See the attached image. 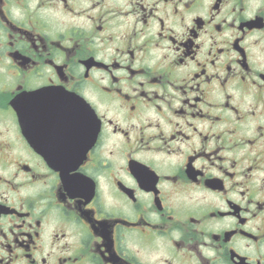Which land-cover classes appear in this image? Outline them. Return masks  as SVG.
Returning <instances> with one entry per match:
<instances>
[{
  "label": "flooded vegetation",
  "instance_id": "obj_1",
  "mask_svg": "<svg viewBox=\"0 0 264 264\" xmlns=\"http://www.w3.org/2000/svg\"><path fill=\"white\" fill-rule=\"evenodd\" d=\"M0 264H264V0H0Z\"/></svg>",
  "mask_w": 264,
  "mask_h": 264
}]
</instances>
